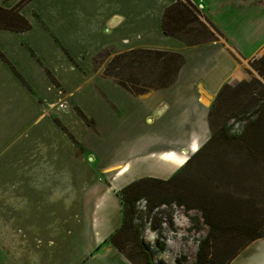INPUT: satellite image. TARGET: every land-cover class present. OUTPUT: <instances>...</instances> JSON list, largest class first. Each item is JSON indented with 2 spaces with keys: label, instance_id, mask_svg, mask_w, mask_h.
Wrapping results in <instances>:
<instances>
[{
  "label": "crops",
  "instance_id": "0c3cea01",
  "mask_svg": "<svg viewBox=\"0 0 264 264\" xmlns=\"http://www.w3.org/2000/svg\"><path fill=\"white\" fill-rule=\"evenodd\" d=\"M189 1L218 31L212 41L165 34L176 0H28L29 29H0V264H131L109 238L123 221L120 188L156 164L141 148L181 168L204 138L184 124L205 131L221 88L264 53V0ZM134 49L181 54L173 84L134 96L94 63ZM166 116L171 138L158 146L149 125ZM230 264H264V238Z\"/></svg>",
  "mask_w": 264,
  "mask_h": 264
},
{
  "label": "trees",
  "instance_id": "16d2710c",
  "mask_svg": "<svg viewBox=\"0 0 264 264\" xmlns=\"http://www.w3.org/2000/svg\"><path fill=\"white\" fill-rule=\"evenodd\" d=\"M27 1L22 0L17 7L10 10L0 7V29L18 31L29 29L28 22L19 14V7ZM200 16V11L192 2L189 0H176L173 5L165 10L162 22L163 30L166 35L181 40L189 46L208 43L214 39V31H218L208 20L203 22ZM105 53L108 54V51ZM119 59L124 60L122 67L115 65ZM127 60H129V66L133 67L132 69L148 67L151 77L144 79L148 80L149 84L143 83L139 79L132 80L131 84L124 82L116 70H124L125 67H128ZM183 63L184 57L176 52L134 49L117 54L114 61H111V68L104 75L114 79L132 95L139 96L152 90L168 88L175 81ZM252 68L259 73L264 81V56L254 59ZM253 84L255 85L253 86ZM256 85L259 86V90L255 87ZM242 87L251 88L248 96L249 102H252V106L250 105L252 111L246 114L243 110L246 116L243 128L238 132H232L227 127L226 122L220 121L218 117L223 108H228L227 102L231 98V91ZM257 94L259 95L258 98L254 97ZM208 125L210 129V138L206 144L208 149L225 146L238 149L233 152L234 163L226 162V156L224 155L214 156L211 163H217L222 171H228L223 167V164L232 167L239 160L242 173L238 175V180L242 183L250 182V179L246 180L247 170L244 171L245 166L264 164V84L254 79L251 82H240L236 87H231L229 84L224 85L210 107ZM199 151L200 149L195 154ZM200 152L202 153V151ZM190 162L191 159H188L185 165ZM233 170L236 175L235 167ZM179 176L178 173L166 181L152 178L140 179L126 186L119 193L123 205V221L120 228L109 238V242L131 264H154L152 253L143 241L139 226L135 224L136 204L141 199H146L149 213L162 205L166 206L173 203L179 207H184L187 211L192 210L191 205L184 200V195L179 187V184L182 183L178 180ZM235 177L233 178L235 179ZM207 180L210 179L207 178ZM149 183L151 185H161L164 188L151 186L153 190L149 189L147 191L145 187ZM163 192H171V195H168L172 196L171 199L159 200L155 204L152 199L160 198V193ZM214 193L205 191V196L200 198L203 203L201 207L197 208L201 211L204 223L209 228V234L199 244L195 264H230L239 255L241 249L264 238V210L261 209L264 203L262 201L240 200L248 205L250 209V213L247 212L246 217H244L243 213L234 212V209L232 211L227 208V210L218 208L219 211H215V208H217L216 201L208 196L210 195L215 199L212 196ZM163 196L165 197V194ZM235 240H238L237 247L232 248L231 244ZM221 242L226 247L229 245L230 248H227V251L231 250L232 253L220 259L219 263H215L216 253H214V261H211V259H208L209 251L214 246L216 249L217 244ZM127 246L130 248L128 249ZM160 249L162 248L160 247Z\"/></svg>",
  "mask_w": 264,
  "mask_h": 264
},
{
  "label": "rangeland",
  "instance_id": "374dc122",
  "mask_svg": "<svg viewBox=\"0 0 264 264\" xmlns=\"http://www.w3.org/2000/svg\"><path fill=\"white\" fill-rule=\"evenodd\" d=\"M116 55L117 53L114 51H108V54L103 52L95 58L94 63L97 68H102L103 74L107 73V70L111 68V61H114ZM262 56H264V53L259 58ZM252 61L253 60L246 62L247 79L243 81L251 82L256 79L264 84V81L260 77L259 73L252 68ZM123 63L124 60L119 59L115 65L122 67ZM127 64L128 67H125L124 70H116L118 75H121L120 77L124 80V82L131 84L132 80L139 79L143 83H150L148 80L144 79L151 77L148 67H144L143 69H132L133 67L131 68L129 66V60H127ZM240 82L231 84V87H236V85ZM254 85L255 84H253V86ZM255 87L259 90V86L256 85ZM250 89V87H242L237 90H232L231 98H229L227 102L228 108H223L218 117L220 121L226 122L227 127L232 132H238L243 128V124L246 120L244 112L247 114L252 111V102H249L250 100L248 96L250 95ZM258 96L259 95L257 94L254 97L258 98ZM150 100V104L152 105L154 100H152V98ZM189 118L191 119L193 117L190 116ZM167 119L168 117L166 116L161 122H156L157 117H155L154 122L149 125L150 130L148 131V134L150 133L152 136H155L152 138L158 139V146H162L171 138L169 129L172 124H166L164 126ZM158 125L164 128L161 130ZM184 125H187L189 129L196 127L198 134L203 135L204 138L195 139L194 141V143L196 142L200 144L201 147L199 149L202 153L199 151L195 154L198 151V149H196L191 155L190 150H188L187 156L188 159H191V162L185 165L188 160L187 159L183 164V166L185 165L183 168H179L171 163L161 160L160 156L157 154L158 150H155L156 154L153 153L151 155L150 152L154 151L153 149L150 147H146L145 150L141 148L142 153L147 154L141 156H146L147 159L152 160V162L156 164L153 167H150L149 170L145 169L144 172H141L140 179L152 178L166 181L179 173L180 176L178 180L182 182L179 184V187L184 195V200L192 207V210L187 211L184 207H179L177 204L173 203L166 206L162 205L154 209L153 212L149 213L148 203L145 198L141 199L136 204L137 213L135 215V224L139 226L143 241L152 253L154 264L196 263V254L199 244L209 234V228L204 223L202 213L197 209L198 207H201L203 203L200 198L205 196V191L215 192L212 194L215 199L208 195L210 199L216 201L217 208H215V211H219L218 208H221L222 210L227 208L232 211L234 209V212L243 213L244 217H246L247 212L250 213V209L248 208V205H245L240 200L262 201L264 203V164L259 166H245L244 171L247 170L246 180L250 179V182L242 183L238 180V175L242 173V170L240 169L241 165L238 162V159L232 167H228L223 164V167L228 171H222L221 168L217 166V163H211L212 158L217 155H224L226 156V162L234 163L235 157L233 152H236L238 149H233L229 146L213 147L208 149L206 144L210 138L209 125H206L205 131H201V124L199 122L194 123L189 121ZM6 126L7 125L5 124L4 127L6 128ZM3 135V137H0V151H4L5 147L9 145L8 143L5 146L8 138L5 133H3ZM191 146L192 145H190V147ZM168 147H174V141H172V144ZM200 153L201 156L199 155ZM175 157L176 155L174 153H169L162 158L174 163ZM130 163H132V161ZM234 167L236 169V175L233 170ZM233 177H235V179ZM207 178L210 180H207ZM151 186L161 187V185H151L149 183L145 187V190H153ZM121 188L120 192L122 191ZM161 188L163 189L164 186ZM170 193L171 192L160 193V198L152 199V201L156 204L159 200L171 199L172 196H168L171 195ZM164 194L165 197L163 196ZM261 209L264 210V206H262ZM237 244L238 240H235L231 244L232 248L237 247ZM160 247L162 249H160ZM214 247L210 249L208 259L214 261V253H216L217 256L214 261L215 263H219L220 259L227 257L232 253L231 250L227 251V248H230V246L228 245L226 247V245L222 242L217 244L216 249ZM127 248L129 249L130 247L127 246ZM246 248L241 249L240 253Z\"/></svg>",
  "mask_w": 264,
  "mask_h": 264
},
{
  "label": "flooded vegetation",
  "instance_id": "af4514ba",
  "mask_svg": "<svg viewBox=\"0 0 264 264\" xmlns=\"http://www.w3.org/2000/svg\"><path fill=\"white\" fill-rule=\"evenodd\" d=\"M127 186H128V185H127ZM125 187H126V186H125ZM125 187H124V188H125ZM124 188H123V189H124Z\"/></svg>",
  "mask_w": 264,
  "mask_h": 264
}]
</instances>
